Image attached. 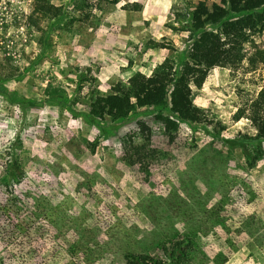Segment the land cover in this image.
Segmentation results:
<instances>
[{
	"label": "rangeland",
	"instance_id": "1",
	"mask_svg": "<svg viewBox=\"0 0 264 264\" xmlns=\"http://www.w3.org/2000/svg\"><path fill=\"white\" fill-rule=\"evenodd\" d=\"M35 1L0 0V264H126L128 251L164 258V240L186 235L187 264H264V158L248 169L224 142L256 134L236 114L264 87V32L241 65L209 72L194 90L208 121L181 122L170 142L168 107L101 120L91 98L179 61L191 9L221 0H49L58 17ZM141 121L161 153L131 165L125 140L142 142ZM15 159L24 175L11 187ZM37 199L48 214H34Z\"/></svg>",
	"mask_w": 264,
	"mask_h": 264
},
{
	"label": "trees",
	"instance_id": "2",
	"mask_svg": "<svg viewBox=\"0 0 264 264\" xmlns=\"http://www.w3.org/2000/svg\"><path fill=\"white\" fill-rule=\"evenodd\" d=\"M103 1L116 4L120 0ZM34 13L41 17H58L61 9L49 0H36ZM189 28L193 40L179 61L167 58L151 74L137 72L126 82L113 84L109 93H96L91 98L89 114L97 119L116 121L128 117L136 107H168L169 115L163 119L170 142L181 122L206 123V109L195 103L194 90L203 87L213 68L242 64L244 44L251 33L264 32V0H221L220 4L200 1L190 11ZM156 46L166 47V44ZM242 117L250 120L256 134L224 139V142L239 145L245 166L253 169L264 158V87L249 108L238 111L236 119ZM139 124L142 142L137 138L140 135H128L124 157L131 165L143 166L161 152L149 146L151 128L143 121ZM23 175L21 163L13 160L8 167V185L13 187ZM34 207L35 215L48 214L42 200H35ZM192 246L193 241L187 235L166 238L164 258L128 251L124 259L126 264H187L192 258Z\"/></svg>",
	"mask_w": 264,
	"mask_h": 264
}]
</instances>
